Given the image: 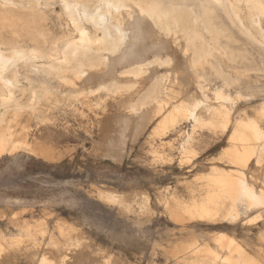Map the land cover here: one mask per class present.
Masks as SVG:
<instances>
[{"label":"rangeland","instance_id":"374dc122","mask_svg":"<svg viewBox=\"0 0 264 264\" xmlns=\"http://www.w3.org/2000/svg\"><path fill=\"white\" fill-rule=\"evenodd\" d=\"M67 3L71 4L72 0H48L43 8L46 20L42 25L31 24L25 16L16 27L12 20L0 17V46L4 47L8 39H14L30 47L33 43L24 28L29 25L34 32L47 29L50 34L43 42L49 47L65 48L67 39L75 36L69 24ZM57 36L63 39L54 45L51 39ZM234 44L247 48L259 61V46L248 45L243 40ZM14 64L12 62L9 68ZM120 69L121 65H118L113 73L106 72L102 78L89 80H64L53 76L45 80L31 71L30 66H18L16 77L21 85L28 86L34 81L38 85L47 82L49 87L44 89L43 98L35 103L38 110L33 115L14 112L15 126L28 119L31 140L38 138L53 146L57 156L56 160H47L24 149L0 155V264H5L2 261L6 252L13 255L16 264H27L32 257L38 256L39 250L40 254L47 251L49 264H60L71 250L77 252L71 245L77 239L87 244L78 251V258L81 253L92 250L95 254H111L120 264H245L235 262L240 259V254L220 246V236L232 240L244 252L245 259L248 257L264 264V212L263 217L255 221H251L257 214L254 211L233 220L221 213L211 218L195 215L190 219L186 217L183 222H175L169 211L179 204L192 205L202 201L206 195L204 176L216 169L242 174L264 197V154L260 162L253 156L247 167L231 163L227 156L223 158L225 152L238 145L233 139L237 126L229 124L223 130L224 119L217 112L219 103L213 94L216 87L222 86L233 95L240 91L243 97L231 105L232 118H255L256 110L264 101V63L262 70L252 71L230 86H225L224 81L206 66L198 70V74L208 87L192 84L185 92L182 90L170 96L177 103L191 102L198 97L210 104L205 107L209 108L206 112L212 115L215 129L198 131L194 135L195 154L191 158L181 154V141L191 130L190 121L181 119L175 128L170 127L158 136L153 135V128L160 116L149 121L150 107L145 108L143 117L139 116L135 121L125 122L120 118L151 81L148 76L122 74ZM158 71L162 73L165 68L160 67ZM113 79L122 82L126 88L116 96L104 94V98L110 96L112 101L100 102L98 98L104 92L89 91L90 86ZM20 96L23 102H29L28 93ZM4 108L0 105V111L4 112ZM97 108L100 113L120 118L113 127L116 138L108 137L104 145L98 143L101 142L99 127L102 121L95 117ZM164 108L168 110L171 105L166 104ZM261 124L264 127V122ZM2 125L8 127L9 123ZM258 144L264 146V139ZM106 188L145 194L149 197L148 210H136L134 200L128 210L120 203L102 199L98 189ZM193 245L201 246L199 248L203 250L209 247L220 258L214 260L193 253L179 254L180 259L175 257L177 250H189ZM78 258L74 261H79Z\"/></svg>","mask_w":264,"mask_h":264},{"label":"bare ground","instance_id":"6f19581e","mask_svg":"<svg viewBox=\"0 0 264 264\" xmlns=\"http://www.w3.org/2000/svg\"><path fill=\"white\" fill-rule=\"evenodd\" d=\"M47 1L0 0V17L12 20L16 27L25 16H28L26 19L31 24L42 25L46 20L43 8ZM66 8L69 24L75 36L67 39L69 42L65 43V48L49 47L43 42V38H48L50 34L47 29L42 28L34 32L29 25H24V28L27 29L25 34L33 43L30 47L14 39H8L4 47L0 46V105L5 106L4 112L0 111V155L24 149L47 160L55 159L57 156L53 146L40 142L38 138L31 140L28 119L15 126L14 112L33 115L35 110H38L35 103L43 98L46 91L44 89L49 87L47 82L38 85L34 81H30L28 86L21 85L16 77L18 66H30L31 71L41 75L45 80L49 76L64 80L102 78L106 72L116 71L118 65H121L122 74L148 76L147 78H151L148 86L140 97H136L128 105L125 114L120 118L125 122L131 119L135 121L139 116L143 117L141 114L145 108L150 107L149 121L160 116V120L153 128V135L158 136L163 135L170 127L175 128L181 119L190 121L191 130L181 141L183 153H180L184 158H191L195 154L192 146L194 135L198 131L215 129L214 121L212 115L206 112L209 108L205 105L210 104L204 102V99L197 97L191 102L177 103L170 96L182 90L185 92L192 84L208 87L198 74V70L206 66L224 81L225 86L237 83L240 77L248 76L252 71L262 70L264 0H72L71 4L67 3ZM60 38L63 39L57 36L51 40L56 45ZM240 40L248 45L255 44L260 47L259 61L251 56L247 48L234 44ZM12 62L15 64L9 68ZM160 67H164L165 71L162 73L158 71ZM124 88L126 85L113 79L90 86L89 91L104 92L101 94L103 97L98 98V101L103 102L106 99L112 101L113 98L110 96L118 95ZM25 93L29 94L28 103L23 102L20 96ZM104 94H109V98H104ZM213 94L219 103L217 112L220 113V118L224 119L223 130L227 129L229 124L237 126L233 139L238 145L234 150L225 152L223 158L227 156L231 163L242 167H247L253 156L260 162L264 154V146L258 144V141L264 139V127L261 124L264 122V101L256 110L255 118L240 116L233 119L231 105L243 97L241 92L237 91L233 95L222 86L216 87ZM166 104H170L171 108L165 110ZM99 110V108L94 110L95 117L102 121L99 127L101 142L98 143L104 145L108 137L116 138L113 127L117 126L120 118L110 113H100ZM3 123H9L8 127H4ZM119 134L120 132L117 136ZM204 183L206 195L202 201L192 205L179 204L169 210L170 217L175 222H183L186 217L190 219L195 215L211 218L221 213H225L233 220L238 219L241 214L254 211L257 214L251 221L263 217L264 197L255 191L242 174L216 169L204 176ZM109 189L112 188L98 189L99 197L110 203H120L127 209L133 205L134 200L136 210L141 212L148 210L149 197L144 194L145 192L144 195L134 194L135 192L128 194L130 192ZM218 242L223 248L232 249L240 254V259L235 261L236 263L260 264L251 258L245 259L244 252L242 253L227 237L220 236ZM71 245L77 252L71 250L69 256L63 257L60 264H120L111 254L104 255L105 250L99 251L103 255L95 254L92 250L88 253L83 252L78 258V251L87 244L77 239ZM199 247L201 246L193 245L189 246V250L179 249L175 252V257L180 259L181 254L193 253L206 255L214 260L220 258L218 253L209 247H206L207 250ZM37 255L35 258H29L27 264L50 263L47 251L44 250L40 254L39 250ZM76 258L79 261H74ZM3 260L5 264H11L10 261H13L14 257L6 252ZM15 261L13 264H16Z\"/></svg>","mask_w":264,"mask_h":264}]
</instances>
